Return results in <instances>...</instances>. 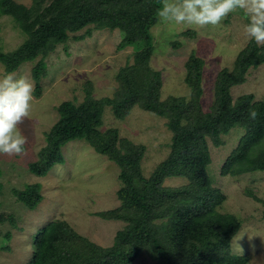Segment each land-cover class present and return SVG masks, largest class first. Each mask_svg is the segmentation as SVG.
<instances>
[{"label": "trees", "instance_id": "16d2710c", "mask_svg": "<svg viewBox=\"0 0 264 264\" xmlns=\"http://www.w3.org/2000/svg\"><path fill=\"white\" fill-rule=\"evenodd\" d=\"M159 7L160 0H32L30 4L0 0V17L10 16L25 34L14 49H7L0 36L3 75L34 62L37 96L47 72L45 58L71 37L82 40L95 29H118L123 33L118 49H134L130 62L117 73L118 86L111 96L95 98L92 83L87 82L82 101L59 104V119L47 132L38 159L30 164L32 173L46 176L56 164L65 163L63 146L85 140L120 168L122 187L117 194L121 204L99 215L121 219L125 225L116 232L113 244L103 247L65 220L52 221L35 236L29 264H131L143 253L153 264L249 263V255H237L231 249L242 220L221 210L226 197L214 187L208 171L209 142L222 145L224 135L234 128L244 129L221 174L264 171V100H256L253 93L232 95V88L246 82L251 68L264 64V45L250 40L233 68L218 72L208 110L202 102L205 61L195 54L185 63L190 96L163 99V73L151 64L155 48L151 28L159 21L155 15ZM179 46L175 42L174 47ZM107 106L120 119L138 106L167 120L172 131L171 151L149 177L142 170L146 147L121 137L118 128L101 129ZM253 108L259 113L256 120L248 117ZM169 177H184L188 182L163 185ZM14 194L30 209L43 198L40 184L28 183L24 189H14ZM254 196L264 205L263 199ZM1 217L5 219L3 214Z\"/></svg>", "mask_w": 264, "mask_h": 264}, {"label": "rangeland", "instance_id": "374dc122", "mask_svg": "<svg viewBox=\"0 0 264 264\" xmlns=\"http://www.w3.org/2000/svg\"><path fill=\"white\" fill-rule=\"evenodd\" d=\"M246 23L239 13L229 14L216 28L163 25L158 21L151 28L155 46L151 64L163 73L162 98L190 96L185 63L195 54L205 61L202 102L208 110L214 101L218 72L226 67L232 69L238 53L250 41L244 34ZM0 36L7 49H14L23 42L25 34L10 16H2ZM122 38L118 29H95L92 36L82 40L71 37L67 43L58 45L45 58L48 66L41 80L40 96L35 94L34 62H25L14 72L16 78L24 76L33 82L34 92L30 117L19 125L27 140L24 154L0 155V217L3 214L5 218L0 219V264H29L35 236L52 221L65 220L78 233L103 247L112 245L116 232L124 227L121 219L99 215L121 204L117 194L122 187L120 168L85 140H72L63 146L65 163L56 164L46 176L30 171V164L38 159L46 144L47 132L59 119L61 102L82 101L87 82L92 83L95 98L108 97L116 91L117 73L130 62L134 52L132 47L118 49ZM175 42L180 46L174 47ZM3 69L0 63V77L4 76ZM247 93H253L256 100H264V64L251 68L246 82L232 88L234 98ZM102 120V130L118 128L121 137L146 147L142 160L146 177L170 154L172 131L165 118L136 106L126 118L120 119L107 106ZM243 134L244 129L238 127L223 136L222 145L209 142L208 171L214 187L226 197L221 210L242 220L231 241L232 252L249 255L248 264H264V205L254 196L264 200V171L238 176L221 174ZM187 182L184 177H169L163 185L175 187ZM28 183L41 186L43 198L35 209L28 208L14 194V189H24ZM131 264H153V261L143 253Z\"/></svg>", "mask_w": 264, "mask_h": 264}, {"label": "clouds", "instance_id": "9594fccd", "mask_svg": "<svg viewBox=\"0 0 264 264\" xmlns=\"http://www.w3.org/2000/svg\"><path fill=\"white\" fill-rule=\"evenodd\" d=\"M239 13L247 20L244 34L258 45H264V0H160L156 17L163 25L204 29L219 27L229 15ZM34 84L14 73L0 77V155L24 154L26 137L19 125L30 117ZM256 109L248 117L256 120Z\"/></svg>", "mask_w": 264, "mask_h": 264}]
</instances>
